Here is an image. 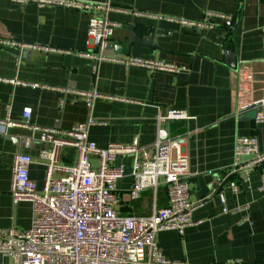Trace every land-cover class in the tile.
I'll return each instance as SVG.
<instances>
[{
	"label": "crops",
	"instance_id": "crops-1",
	"mask_svg": "<svg viewBox=\"0 0 264 264\" xmlns=\"http://www.w3.org/2000/svg\"><path fill=\"white\" fill-rule=\"evenodd\" d=\"M84 1L109 3L112 8L102 14L117 23L108 42L111 46L103 51L116 60L99 61L95 69L82 54L95 51L87 36L86 12L0 0V120L8 117L13 123L0 132V228L27 229L31 223V204L15 205L9 195L13 155H29L30 178L38 187L44 183L46 167L40 153L45 145L38 130L21 125L24 108L31 111L30 123L41 128L66 131L88 117L104 121L90 127L91 141L98 147L136 142L144 149L141 157L151 155L158 116L175 110L187 118L161 125L170 137L183 138L189 200L205 201L192 212L198 224L186 227L182 234L157 233L158 249L173 262L240 259L244 264H264V164L251 172L246 183H239L237 191L217 186L233 161L235 136L255 135L259 151L264 152V123L255 120L257 112L264 110L260 32L264 0ZM207 12L223 16H212V26L203 30L171 20L200 21ZM22 43L56 50L25 48ZM130 55L172 63L181 70L149 72L125 68L117 61ZM91 90L101 96L87 106L78 92ZM250 104L258 106L240 111ZM76 159L75 148L65 146L57 165L73 164ZM91 161L96 165L95 157ZM131 163L130 155L113 162L125 165L124 176L116 183V208L122 215L148 216L167 205L166 188L161 183L156 191L147 188L131 199ZM9 263L0 256V264Z\"/></svg>",
	"mask_w": 264,
	"mask_h": 264
},
{
	"label": "built area",
	"instance_id": "built-area-1",
	"mask_svg": "<svg viewBox=\"0 0 264 264\" xmlns=\"http://www.w3.org/2000/svg\"><path fill=\"white\" fill-rule=\"evenodd\" d=\"M17 4L34 3L38 7H68L88 14L87 36L95 51L82 54L92 61V68L103 60L114 61L103 54L116 22L110 20L103 11L112 8L109 3H92L84 0H10ZM122 11H127L121 9ZM140 15L138 11H131ZM223 16L212 12L205 13L200 21L171 19L181 26L203 30L212 26V16ZM262 43L261 62L264 65V26L260 29ZM14 43V42H13ZM21 47L56 50L32 44ZM125 68L136 66L149 72L158 70L180 72L181 68L165 61L130 55L117 59ZM87 106L100 97L97 92L79 91ZM258 106L250 104L246 110ZM9 111V108L7 109ZM167 115L158 116L157 136L150 156L141 157L143 148L110 142L98 147L89 139L88 131L104 121L88 117L86 121L72 126L69 130L37 127L30 123L31 111L22 110L21 125L40 132L39 139L45 145L41 157L46 167L44 183L41 187L30 178L29 155L15 153L12 160L9 195L13 204H31V223L27 229L18 227L0 228V256L10 259L9 264H189L166 259L156 244L160 231L174 230L182 234L186 227L198 224L192 219V212L201 207L203 200H189V161L182 150V138H173L161 123L169 119L187 118L182 111L168 110ZM0 120V132L13 125L6 117ZM169 118V119H168ZM257 122L264 123V110L257 112ZM65 146L75 148L77 159L73 164L57 165L60 149ZM143 150V151H142ZM132 156L130 176L131 199H137L147 188L156 191L162 183L167 192L168 203L157 208L148 216L122 215L116 208L119 198L116 191L117 180L124 176L125 165H113L119 156ZM96 158L93 165L91 158ZM264 164V152L258 148L255 135H237L233 142V161L221 179L218 188L239 189V183H246L251 172ZM60 173L55 176L54 173ZM263 189V187H261ZM224 204V196L219 192ZM227 210L225 207L222 209ZM247 217H245L246 219ZM206 264H244L240 259Z\"/></svg>",
	"mask_w": 264,
	"mask_h": 264
},
{
	"label": "rangeland",
	"instance_id": "rangeland-1",
	"mask_svg": "<svg viewBox=\"0 0 264 264\" xmlns=\"http://www.w3.org/2000/svg\"><path fill=\"white\" fill-rule=\"evenodd\" d=\"M166 113H167V111H166ZM164 114L163 116L165 117L167 114ZM169 119V118H168ZM169 120H177V119H169ZM167 131V130H166ZM169 136V135H168ZM183 139V138H182ZM183 141V140H182ZM183 144V143H182ZM181 147H182V145H181ZM182 150H183V147H182ZM183 153H184V151H183ZM185 154V153H184ZM186 155V154H185ZM187 156V155H186ZM188 158V157H187ZM188 186H189V182H188ZM149 189H151V188H149Z\"/></svg>",
	"mask_w": 264,
	"mask_h": 264
},
{
	"label": "water",
	"instance_id": "water-1",
	"mask_svg": "<svg viewBox=\"0 0 264 264\" xmlns=\"http://www.w3.org/2000/svg\"><path fill=\"white\" fill-rule=\"evenodd\" d=\"M110 46H111V45H109V43H108L107 48H109ZM228 54H229V53H228ZM230 55H231V54H230ZM230 55H229V56H230Z\"/></svg>",
	"mask_w": 264,
	"mask_h": 264
}]
</instances>
